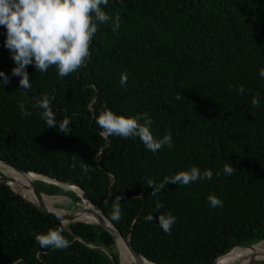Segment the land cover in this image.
Masks as SVG:
<instances>
[{
	"label": "trees",
	"instance_id": "trees-1",
	"mask_svg": "<svg viewBox=\"0 0 264 264\" xmlns=\"http://www.w3.org/2000/svg\"><path fill=\"white\" fill-rule=\"evenodd\" d=\"M101 7L113 19L98 24L85 65L63 78L54 66L40 72L29 65L26 94L11 75L14 62L0 27V70L10 77L0 87V159L80 187L156 264H212L234 246L264 239V0H108ZM44 94L53 97L58 123L70 119L69 133L46 127L33 107ZM21 102L30 116L22 115ZM105 109L146 113L154 136L170 133L172 147L153 153L138 137L105 138L95 123ZM225 164L233 166L230 179ZM192 166L211 169L212 179L169 182L151 195L148 179L159 183ZM33 183L46 195L81 200L57 184ZM210 194L219 207L210 206ZM117 195L121 219L112 221ZM169 212L177 218L169 234L156 219L145 222L148 214ZM61 227L67 249L36 243V234ZM118 256L104 227L63 225L0 181V264H119Z\"/></svg>",
	"mask_w": 264,
	"mask_h": 264
},
{
	"label": "clouds",
	"instance_id": "clouds-1",
	"mask_svg": "<svg viewBox=\"0 0 264 264\" xmlns=\"http://www.w3.org/2000/svg\"><path fill=\"white\" fill-rule=\"evenodd\" d=\"M108 0H0V27L5 29L4 47L9 50L14 67L11 75L18 77V88L25 91L32 88L30 74L26 70L29 65L40 72H47L50 67H55L59 77L63 78L76 72L90 59L89 47L98 30V24H104L113 18L102 10V5L107 6ZM119 15L113 21V31L119 28ZM127 82L126 74H122L120 84ZM10 83V77L0 70V87ZM264 86V76L259 81ZM244 92L243 86L238 89ZM53 97L44 94L35 101L33 107L40 109L41 119L46 127L53 128L60 133H69V118L57 122L51 108ZM23 116H30L24 103H19ZM254 112H261V102L254 105ZM95 123L102 129V135L107 137L117 136L122 138H139L145 148L156 153L162 147L171 148L173 140L170 133L157 139L151 129L152 120L146 114L125 116L117 114L110 109H105L95 117ZM83 173L87 174L90 169L87 164H82ZM1 173V172H0ZM223 173L229 179L233 175V166L225 164ZM219 175V173H217ZM211 169L203 172L198 166H192L186 170H180L171 177H164L157 183L148 179L146 185L150 186L151 195L156 197L169 182L176 185L187 186L198 180H211ZM212 208L221 205V200L210 194L207 197ZM121 196H115L112 205V221L121 219ZM64 204H70L65 200ZM162 205L157 204V208ZM59 219L63 213L57 211ZM145 222L156 219L165 234H169L177 218L169 213L154 217L152 214L145 216ZM63 228L49 230L36 234L35 241L41 248L54 250L67 249L70 244L63 236Z\"/></svg>",
	"mask_w": 264,
	"mask_h": 264
},
{
	"label": "bare ground",
	"instance_id": "bare-ground-1",
	"mask_svg": "<svg viewBox=\"0 0 264 264\" xmlns=\"http://www.w3.org/2000/svg\"><path fill=\"white\" fill-rule=\"evenodd\" d=\"M0 172L5 175H11L14 178V181L11 182L12 188L15 189L17 192L21 193L24 197L28 199H33L36 202L38 200V202L44 204L45 207H47V209L52 211H58V208H56L53 205L54 197L42 193H38L37 197L32 196L30 191H28V189H26L25 187L26 185L25 180H32V181L41 180L49 183L52 180H50L46 176L42 177L43 175L32 172H29L25 175L22 174L20 175L19 173L13 171L12 169L8 168L2 163H0ZM64 189L80 192L76 187L65 186ZM81 206L84 208L86 212L84 215L79 216V218L88 219L92 221L102 219L100 212L96 208H94V206L88 200L83 199L81 202ZM62 221L64 224H67L66 218H62ZM114 237L117 242V247L120 256V264H138L128 254L127 250L124 247L123 242L117 236L114 235ZM233 249H237V250L233 252V250L231 249L232 252H229L217 258L215 264H233L236 261H239V264H245L251 259L252 256H255V258L257 259L258 257H261L262 254L264 255V247L259 246V244L255 245L252 248L234 247ZM141 264H151V263L142 259Z\"/></svg>",
	"mask_w": 264,
	"mask_h": 264
},
{
	"label": "water",
	"instance_id": "water-1",
	"mask_svg": "<svg viewBox=\"0 0 264 264\" xmlns=\"http://www.w3.org/2000/svg\"><path fill=\"white\" fill-rule=\"evenodd\" d=\"M0 163L4 164L5 166H7L8 168L12 169L13 171L19 173L20 175H25L29 172H32V173H36V172H33V171H29V170H26L22 167H19L17 165H14L13 163L7 161V160H4V159H0ZM36 174H39V173H36ZM40 175H43V176H46L47 178H49L50 180V183H54V184H57L58 186L62 187V188H65V186H70V187H76L78 188V190L80 192H76V191H73L75 192L79 197H80V201H82L83 199H86L88 200L85 195H84V192L83 190L74 185V184H71V183H68V182H64V181H60V180H57L55 178H52L50 176H47V175H44V174H40ZM0 181L1 182H4L6 184H8L11 188V182L14 181V178L11 176V175H5V174H2L0 173ZM26 181V189H28V191H30V193L32 194V196H35L37 197L38 196V193H42L41 191H39V189L34 185L33 181L32 180H25ZM13 189V188H12ZM15 192H17L15 189H13ZM18 194H20L24 199L30 201L33 205H35L39 210L59 219L56 215L57 211H52V210H49L47 209V207H45L44 204L42 203H39L38 200L37 202L33 199H28L26 197H24L21 193L17 192ZM44 194V193H42ZM89 201V200H88ZM90 202V201H89ZM91 203V202H90ZM92 204V203H91ZM93 205V204H92ZM94 206V205H93ZM57 208V207H56ZM94 208H96L94 206ZM100 214H101V217L102 219L101 220H96V221H92V220H88V219H83V218H79V216H82L85 214V210L84 208H58V211L62 212L63 213V218H66L67 219V223L68 222H71V221H82V222H86V223H91V224H96V225H100L102 227H104L112 236L113 240H114V244L116 246V248L118 249L117 247V242H116V239L114 237L117 236L124 244V247L125 249L127 250L128 254L133 258V260L138 263V264H141V261L142 259L143 260H146L147 262L151 263V264H156L154 262H151L149 260H147L146 258H144L142 255H140L136 249L133 247L132 245V242H131V238H130V235H123L116 227L115 225L103 214L102 211H100L98 208H96ZM138 217V216H137ZM136 217V218H137ZM61 221V223L64 225L62 219H59ZM264 239L256 242V243H253V244H249V245H238V246H234V247H241V248H252L254 247L257 243L263 241ZM234 247L228 249L227 251H225L224 253L230 251L231 249H233ZM102 249V248H101ZM222 253V254H224ZM220 254V255H222ZM219 255V256H220ZM218 256V257H219ZM118 261H119V264H120V256H118ZM216 257L215 260L213 261L212 264H215V261L216 259L218 258ZM252 259H256L255 256H252L250 260ZM257 259H261V260H264V255L262 254L261 257H258Z\"/></svg>",
	"mask_w": 264,
	"mask_h": 264
},
{
	"label": "rangeland",
	"instance_id": "rangeland-1",
	"mask_svg": "<svg viewBox=\"0 0 264 264\" xmlns=\"http://www.w3.org/2000/svg\"><path fill=\"white\" fill-rule=\"evenodd\" d=\"M42 177H44V176H42ZM51 196L54 197L53 205L55 207H57V208H61V209L62 208H82V206H81V202L82 201H79L78 203L77 202L75 203V202L71 201L69 197H67L65 195H51ZM65 200H69L71 203L66 205V204L63 203ZM257 244H259V246L264 247V240L261 241V242H259V243H257ZM232 250L234 252L237 249H232ZM118 255H119V251H118ZM233 264H239V261H236ZM245 264H264V260H261V259H252V260H249L248 262H246Z\"/></svg>",
	"mask_w": 264,
	"mask_h": 264
}]
</instances>
